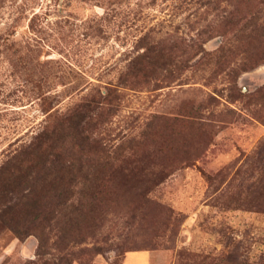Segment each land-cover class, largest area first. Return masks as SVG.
<instances>
[{
  "label": "rangeland",
  "instance_id": "rangeland-1",
  "mask_svg": "<svg viewBox=\"0 0 264 264\" xmlns=\"http://www.w3.org/2000/svg\"><path fill=\"white\" fill-rule=\"evenodd\" d=\"M37 137L101 192L0 264H264V0H0V164Z\"/></svg>",
  "mask_w": 264,
  "mask_h": 264
},
{
  "label": "trees",
  "instance_id": "trees-1",
  "mask_svg": "<svg viewBox=\"0 0 264 264\" xmlns=\"http://www.w3.org/2000/svg\"><path fill=\"white\" fill-rule=\"evenodd\" d=\"M60 148L46 137H37L0 164V221L19 238L36 235L39 253L47 247L53 229L66 245L79 242L76 226L85 211L92 212L101 192L99 184L90 185L84 202L71 199L74 188L70 175L75 174L79 155ZM95 159L104 164L107 157ZM51 164L57 166L53 173L47 171ZM65 176L69 180L62 183Z\"/></svg>",
  "mask_w": 264,
  "mask_h": 264
},
{
  "label": "crops",
  "instance_id": "crops-1",
  "mask_svg": "<svg viewBox=\"0 0 264 264\" xmlns=\"http://www.w3.org/2000/svg\"><path fill=\"white\" fill-rule=\"evenodd\" d=\"M141 253H140V255H141V259H137V261H138V263L137 264H143L144 262H145V257H144V255H146L145 254V252L146 251H140ZM131 253H134V252H131ZM134 255H136V254H128V256L126 257V259H125V261H124V264H129V258L128 257H130V256H132L134 259H136V258H138L137 256H134Z\"/></svg>",
  "mask_w": 264,
  "mask_h": 264
}]
</instances>
